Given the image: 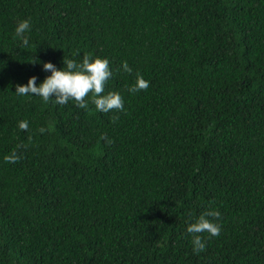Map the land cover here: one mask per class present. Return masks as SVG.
Returning <instances> with one entry per match:
<instances>
[{"label":"trees","instance_id":"16d2710c","mask_svg":"<svg viewBox=\"0 0 264 264\" xmlns=\"http://www.w3.org/2000/svg\"><path fill=\"white\" fill-rule=\"evenodd\" d=\"M85 53L124 112L15 95ZM0 264H264V0H0Z\"/></svg>","mask_w":264,"mask_h":264},{"label":"clouds","instance_id":"9594fccd","mask_svg":"<svg viewBox=\"0 0 264 264\" xmlns=\"http://www.w3.org/2000/svg\"><path fill=\"white\" fill-rule=\"evenodd\" d=\"M31 31L30 19L19 21L15 28L14 38L22 41V46L29 45V37L25 35L26 32ZM76 55H79L77 52ZM63 63L66 67L63 70H58L52 63L43 64L46 72H51V76L45 78L43 83L37 86V77L33 76L29 79L25 86H16L15 95L18 96H39L45 103H48L52 97H55L54 102L58 105L64 106L69 100H74L77 107L81 109H88L86 97L91 94V102L95 105L96 110L102 113H109L112 111L124 112V101L119 92H105V84L111 78L112 72L110 70L109 61L107 59L94 58L91 54L85 53L80 62L75 59L64 58ZM124 72L131 74L132 69L129 67L127 61L122 63ZM150 86L143 76L137 72L136 80L132 87L128 88L130 93L139 91H146ZM119 116H113L112 122L115 123ZM18 127L22 131H27L29 123L27 120L20 121ZM38 131L43 134L47 129L41 127ZM31 137H29V140ZM101 140L107 142L110 146L114 141L108 139L106 135L101 136ZM24 147L17 145L13 151L5 155L6 163H17L21 159L18 149ZM221 219V213L215 209L204 211L195 222H192L187 227V233L192 236L193 252L199 254L206 250V244L201 236L202 233H208L209 238L218 237L221 234V224L218 223Z\"/></svg>","mask_w":264,"mask_h":264}]
</instances>
